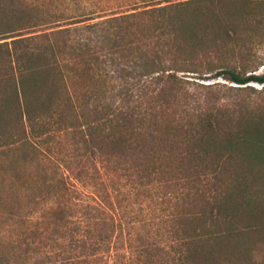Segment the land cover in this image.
I'll use <instances>...</instances> for the list:
<instances>
[{
    "label": "trees",
    "instance_id": "1",
    "mask_svg": "<svg viewBox=\"0 0 264 264\" xmlns=\"http://www.w3.org/2000/svg\"><path fill=\"white\" fill-rule=\"evenodd\" d=\"M0 36L17 74L5 109L25 120L31 162L66 172L28 190L48 202L57 178L82 197L60 248L32 242L28 264H264V116L238 99L264 91V0H0ZM214 71L235 100L178 77ZM66 134L81 172L45 148ZM131 184L169 207L151 243L115 219L112 194Z\"/></svg>",
    "mask_w": 264,
    "mask_h": 264
},
{
    "label": "rangeland",
    "instance_id": "2",
    "mask_svg": "<svg viewBox=\"0 0 264 264\" xmlns=\"http://www.w3.org/2000/svg\"><path fill=\"white\" fill-rule=\"evenodd\" d=\"M8 21L4 19L2 22ZM30 32V30H23L20 34L22 37H29ZM15 35L17 34L13 33L12 36ZM9 41L4 40L0 43ZM10 54L11 51L7 46L0 47V145L5 144L0 148V264H28L34 248L32 242L43 246V252H52L60 248L59 246L64 242L63 234H65L61 218L73 220L81 209L79 203L81 204L82 197L79 201V197L69 192L68 186H64L60 180L55 178L50 180L49 184L53 198L43 203L34 201L35 191L32 192L30 189L37 190L48 186L41 184L39 176L49 175L51 177L61 174L64 168L57 170L52 165L42 167L32 163L34 154L29 147L28 135L25 132V120L24 118L21 120L19 115L10 111V108L5 109V105L10 106L13 101L14 83L17 78ZM208 60L213 62V66L218 67L231 62L229 56L225 54L212 56ZM263 68L264 66L259 72ZM215 72L198 75L181 73L178 77L203 85L220 83V86L214 89L221 90L223 94L218 95L223 98L222 100L229 102L235 100L237 92L228 90V88L236 85L222 77L214 79ZM250 85L256 90L262 87L258 84ZM224 95H227V98ZM238 99L242 102L245 111L264 116V91L252 92ZM71 144V137L66 134L57 137L55 143L45 148L51 158L63 166H70L71 172L78 173L82 169L77 162L79 159L71 152ZM85 165V171L90 173L94 171V161L89 160ZM115 180H118L116 176ZM121 191V194H112V209L115 212L117 223L124 224L123 235L141 234L146 241L153 242L157 233L155 229L165 220L169 212L168 205L160 201L158 192L152 187L139 188L131 184L122 188ZM53 238L57 241H52ZM257 254L259 258L261 253Z\"/></svg>",
    "mask_w": 264,
    "mask_h": 264
}]
</instances>
